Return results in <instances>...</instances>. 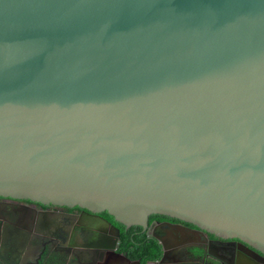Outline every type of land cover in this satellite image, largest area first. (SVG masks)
Masks as SVG:
<instances>
[{
	"label": "water",
	"instance_id": "95a60500",
	"mask_svg": "<svg viewBox=\"0 0 264 264\" xmlns=\"http://www.w3.org/2000/svg\"><path fill=\"white\" fill-rule=\"evenodd\" d=\"M0 196L264 260V0H0Z\"/></svg>",
	"mask_w": 264,
	"mask_h": 264
},
{
	"label": "flooded vegetation",
	"instance_id": "af4514ba",
	"mask_svg": "<svg viewBox=\"0 0 264 264\" xmlns=\"http://www.w3.org/2000/svg\"><path fill=\"white\" fill-rule=\"evenodd\" d=\"M104 220L117 228L101 213L77 206L0 196V264H131L110 255V250L119 252V237ZM149 226L173 246L163 264H264L237 239L204 233L185 240V231L191 234L187 227H195L169 220H152Z\"/></svg>",
	"mask_w": 264,
	"mask_h": 264
},
{
	"label": "trees",
	"instance_id": "16d2710c",
	"mask_svg": "<svg viewBox=\"0 0 264 264\" xmlns=\"http://www.w3.org/2000/svg\"><path fill=\"white\" fill-rule=\"evenodd\" d=\"M104 217L110 220L119 230V246L118 251L123 253L129 259L139 260L140 264H145L148 260H156L161 255V248L159 243L150 237H147L146 231L139 225H132L125 227L123 224L115 221L111 215L106 211L100 212ZM152 220H169L174 222H181L186 225L195 227L192 224L182 222L178 219L168 217L161 214H151L148 217V224L150 225ZM210 236H213L210 234ZM196 253H200L201 250H194Z\"/></svg>",
	"mask_w": 264,
	"mask_h": 264
}]
</instances>
